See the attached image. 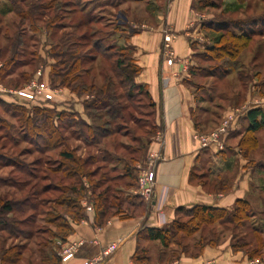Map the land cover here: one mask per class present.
I'll list each match as a JSON object with an SVG mask.
<instances>
[{"label": "rangeland", "instance_id": "rangeland-1", "mask_svg": "<svg viewBox=\"0 0 264 264\" xmlns=\"http://www.w3.org/2000/svg\"><path fill=\"white\" fill-rule=\"evenodd\" d=\"M49 1L50 0H26L19 4L23 9H27V5L30 4V2L34 3L36 6L32 9V13L35 20L33 22L26 20L18 27L19 30L21 29L25 32V42H27L20 57L24 62H28V64L19 66L15 72L9 76V79H17V81H19L20 78H18V73L24 71H28L27 73L33 72L32 75H30L31 79L36 74L37 70L41 69L43 79L51 88L57 90L54 99L47 101L44 105L38 106L31 102H25L17 98L13 93L8 92V90L13 91L24 86L27 82L18 86L4 85L5 83L2 85L0 83L4 89V91L0 90V199L5 197V200L9 199L13 201V204L16 205L14 206V212L8 215L28 220V223H31L28 229H30L32 233V237L28 240L23 237H10L6 243L26 245L27 247L24 250L23 259L31 257L34 259L32 260L34 262L36 261L35 255L37 254L36 242L50 239L54 241L53 235L60 236L61 234L59 228L54 225H60V223H62L61 220L50 222L49 218L55 215V212L63 216H65L66 213L64 206H58L56 204V199L60 196V192L57 190L50 189L48 192L38 194L36 197H33L31 195L32 192L29 190L31 183L34 182H37L39 188L48 183L52 186L57 183H66V180H59L61 177L60 173L53 179L52 177H54V175L49 171L51 167L56 166L59 162L58 152L61 148L64 149V147L67 148V146L69 149L74 148L76 155L85 158L88 157V155H93L94 159L87 165V168L93 171L89 178L91 181L90 183H99L96 193H98L100 189H107V194L109 196L108 200L111 204L116 206L118 202L123 201L124 212H130L131 210V208L127 206L130 194L128 192L129 187L126 186L128 180L125 178H118L120 177L119 175L125 172L126 167H134V174H139L140 170L146 166V159L149 153L155 152L159 156V152L147 150V147L146 149L139 150V147L144 145L149 137L151 140L156 135L158 126L155 124L153 107L149 105V101L145 97L143 91H139L137 88L131 89L132 96L128 100H121V103L126 106L129 105L121 112L122 117L110 118V123L103 126L111 131L117 132L104 138H99V142L93 146H85L83 137L78 134L79 131L77 133L73 132L74 127L68 128V130L61 129L60 133L63 136V144L50 150H43L40 144H36L34 141V143L31 144L26 140V134H24L25 128L22 127V122L19 120V114L22 111L21 108L31 110L32 107L45 106L55 109L56 111L71 112L75 114L76 119L79 117L90 121L84 111L83 104L85 99L91 97V94L84 93L82 95H77L65 87H53L50 85L49 73L54 63V58L51 57L50 44L58 41V38L65 33H70L76 38L82 32L86 31L91 33L94 30L97 31L88 38V44L80 49L96 57L94 62L84 64L83 68L93 67L92 72L88 74V78L90 79L91 76H96V82L99 83V72L102 69H106V62L101 56L105 53V47H111L108 54L116 53L122 55V51L123 53L125 52L123 54L125 59H127L130 54L127 49L129 45L126 43L125 39L127 32L113 31L116 17L128 28L131 24L130 21L136 24L140 22L153 24L156 21L155 18H153L155 17V13L151 14L149 11L145 10L146 3L143 5L133 0H77L78 5L74 8V12L70 14H67V10L63 8L65 7L64 0H56L53 6L48 8L47 4ZM209 2L214 6L200 8V12L202 11L201 14L208 18V20H243L264 13V1L262 0H209ZM250 3L251 9H247L246 5ZM150 4L152 5H150L148 9H152V11H154V9L161 11L163 8V2L158 5L154 3ZM197 4L196 2L195 5L198 6ZM117 10H120L124 15L119 13L120 15L118 16ZM53 14H57L58 18L55 20L54 24L51 25V23H49L48 26L46 23ZM87 14H90L94 20L90 24L87 23L84 18ZM78 21H81L83 25L78 28H73ZM13 22L16 24L18 19L13 12H8V14L3 17L0 25L2 29H7L12 33L15 30ZM251 26L255 28V30L260 29L261 31H256L249 46L242 49L239 56L234 60L227 58H223V60L211 59V56H209L211 54L205 50V47H201L194 58L200 70V74L192 78L193 91L195 92L198 103L202 105L195 116L199 125L195 132L208 133L215 129L223 119L228 118L229 115H232L234 119L232 124L235 131L232 136L228 139L226 138L225 144L227 147L223 154L218 155L217 158L218 160L221 158L225 159L226 162L224 160L222 161L223 173L225 172L226 175H230L228 177H233V175L239 171L240 161L241 163L246 162L254 167L258 161L262 160V158L264 159V128L255 133V137L259 143V147L255 151L245 154L246 152L242 151L239 147V140L243 135L242 133L245 126L244 121L240 120L241 116L239 117V115L250 107H264V20L258 24H252ZM236 29L238 30V25ZM51 32H55L56 35L51 37ZM112 33L115 34L111 35ZM208 35L207 41L205 42L207 43L206 45L213 42L212 39L216 34L212 31H208ZM96 38L103 39L100 49H95L91 46ZM0 42L2 44L5 43L2 34H0ZM1 61L0 59V62ZM115 89L117 93L121 92L119 88ZM70 93L74 94L79 99L78 101L81 103L82 107L81 115L75 111V102L69 99ZM71 98L73 97L71 96ZM104 119L106 118H102L99 124L101 123L104 125ZM203 121L205 122L204 126H202ZM78 128L84 132L87 131L86 127L83 125L78 124ZM76 135L77 138H75ZM246 145H248V143ZM104 155H106L105 159L102 158ZM212 155H215L214 151L210 150L206 152L205 157L199 162L197 168L198 173H209L208 167L216 166L213 160H210L212 161L211 164L207 163L206 158L211 159ZM156 165L157 162H155V172ZM226 165L231 167L230 170H225ZM18 168H22L24 171L20 172ZM262 171L263 176L258 173L257 177H255L257 183L260 182V177L264 179V170ZM29 172L36 176V179L31 177ZM49 174L52 175H50L52 179H44V175ZM210 179L213 180L214 178H209V180ZM211 180L208 185L209 190H218L217 187H215L216 181L213 182ZM82 183L86 187V190L83 192L84 195L81 198V205L84 209L86 205H91L93 208V195L91 193L89 181L87 182V180L83 178ZM135 188L136 186L133 190H135ZM261 194L262 202L260 201ZM249 195L253 200L250 207V212L252 211V213L245 218L243 226H237L235 223L226 221L220 223L215 222L213 225L205 226L204 230L196 232L192 238L199 236L201 233L205 236H209L217 232V236H219L218 242L215 244H207L203 249L206 246L214 247L228 241L232 251L242 252L245 255L247 264H264V245L259 254L253 258H249L246 253V251H251V249L256 246L252 226L259 228V235L264 241V210H261L264 208V190L252 189ZM23 199H28L29 202L31 201V205L30 203L29 205L18 204V202L21 203ZM110 212L114 211L111 210ZM0 235L7 236V233L0 232ZM173 238L174 241L176 239L180 240L182 244L191 243V238L182 239L178 236H174L172 239ZM145 245L150 253L152 252L156 257H161V259L159 258V262L162 264H179V257L167 261L170 255L180 250L179 246L172 243L163 252V247L158 248L152 244ZM160 249H163L162 252ZM160 253L163 254L159 256Z\"/></svg>", "mask_w": 264, "mask_h": 264}, {"label": "trees", "instance_id": "trees-1", "mask_svg": "<svg viewBox=\"0 0 264 264\" xmlns=\"http://www.w3.org/2000/svg\"><path fill=\"white\" fill-rule=\"evenodd\" d=\"M23 1L26 0H0V24L2 23L3 17L8 14V12H13L18 19L16 24L13 22L15 30L12 33H10L7 29H2V26L0 25V34H2V38L5 40V43L3 44L0 42V59L2 60L0 62V83L2 85L5 83L4 85L18 86L22 83H26L29 81L31 77L30 75L33 73H27L28 71L18 73V78H20L19 81H17V79H9V76H11V74H13L19 66L28 64V62H24V60L20 57L27 42H25V32L21 29L19 30L18 27L26 20H30V22L35 20L32 9H34L36 5L30 2V4L27 5V9H23L19 5ZM55 1L56 0H50L47 7H52ZM63 2L65 6L63 8L67 10V14L74 12V8L78 5L77 0H64ZM197 3L198 6L195 5L196 2L194 3L196 8L214 6L209 2V0H198ZM246 8L251 9V3L247 4ZM263 16L264 13H261L259 16L243 20H205L202 24L203 28L207 32H214L216 35H214L212 43L208 45H206L207 43H204L203 47H205V50L211 54L209 55L211 56V59L223 60V58H227L234 60L239 56L242 49L249 46L256 31H261L260 29V31L255 30V28H252L251 25L263 22ZM57 18V14H53L48 19L46 24L48 26L49 23H51V25L54 24ZM84 18L89 24L94 21L90 14L85 15ZM121 22L122 21L116 17V21H114L113 25V31L127 32L128 35V27L123 25ZM82 25L83 23L78 21L73 28H78ZM237 25L238 30L236 29ZM95 32L97 31L94 30L91 33L85 31L80 33L76 38L70 33H65L58 38V41L50 44L51 57L54 58V63L51 66L49 73L50 85L53 87H65L77 95H82L84 93L91 94V97L85 99L83 104L84 111L90 121L79 117L76 119L74 113L56 111L55 109L45 106L32 107L31 110L21 108L22 111L19 114V120L22 122V127L25 128V138L31 144L36 142V144L38 143L41 145L43 150H50L55 147H59L63 144V136L60 133V130H68V128L74 127L73 132L77 133L79 131L78 134L83 137L85 146H93L98 143V140L101 138L117 132L111 131L103 126L110 123V118L114 119L122 117L121 112H123L124 108L129 105L126 106L121 103V100H128L132 96L131 89L133 88L143 91L145 97L149 101V105L154 107V103L150 100L146 87L142 84H137L134 80L135 75L139 71V67L134 62L132 56L133 48L127 43V35L125 39L126 43L129 45L127 49L130 52L128 58H124L123 54L125 52L123 53V51L122 55L116 53L108 54L111 47L107 46L105 47V53L101 55L106 62V69H102L99 72L100 82H96V76H91L90 79L88 78V74L92 72L93 67L85 69L83 66L86 63L94 62L96 57L91 53H87L85 50H81L80 48L88 44V38ZM50 34L51 37L56 35L55 32H51ZM114 34L115 33H112L111 35ZM208 36L209 35L207 34V37ZM102 42L103 39L96 38L91 46L95 49H100ZM199 71L198 67H196L193 74L198 75L200 74ZM115 88H119L121 92L117 93ZM102 118H106L104 119V125L101 123L99 124ZM240 120L244 121L245 126L242 133L243 135L239 140V147L242 151L246 152L245 154H249L251 151H255L259 147L255 133L264 128V107L255 106L246 109L240 117ZM196 121L197 119L195 118V123L198 124ZM78 124L85 126L87 131L84 132L83 130H80L78 128ZM234 131L235 128L230 130L227 139L232 136ZM75 138H77V135ZM149 142L150 137L144 145L139 147V150L146 149ZM247 143L248 145H246ZM226 147L227 145L225 144L221 151L214 153L222 155ZM201 149L204 151H210L208 148ZM58 156L59 162L56 166L51 167L49 171H51L52 175H54V177H52L53 179H55L56 175L60 173L61 177L59 180H66V183H57L54 186L48 183L39 188L37 182H34L31 183L29 190L32 192L31 195L33 197H36L38 194L48 192L50 189L57 190L60 192V196L56 199V204L58 206H64L66 213V215L63 216L54 211L55 215L49 218L50 222H53L54 220H61L62 223H60V225L52 223L59 228V231H61L60 236L54 234V241L53 239H50L47 241L39 240L36 242V252H38L39 259L43 264H58L60 256L57 255V252L60 250V246L65 240L66 235L72 230L70 223L72 221H79L86 217L85 209L81 205V198L84 195L83 192L86 190V187L82 183L83 178H85L87 182L89 181V186H91L95 222H101L105 217H107V215L116 214L120 216H127L130 213L123 211V201L118 202L116 206L109 202L107 189H100L98 193H96L99 183H90L91 181L89 178L93 171L87 168L89 162L94 159L93 155H88L86 158L81 157L75 154L74 148L69 149L67 146V148L64 147V149H60ZM102 158L105 159L106 155L102 156ZM18 170H20V172L24 171L22 168H18ZM134 171V167H126L125 172L119 175L120 177L118 178L127 177L128 182L126 183V186L135 187L137 173L134 174ZM50 175L51 174L44 175V179H52ZM30 176L36 179V176L32 173H30ZM227 177L228 176L224 177V182L221 179L220 182L217 183L216 187L218 190L227 189L229 184V182H227ZM4 198L0 199V232L7 233V236L0 235L1 264H39L37 261H32L34 259L31 257L23 259L24 250L27 247L26 245L6 243L10 237H23L28 240L32 237V233L30 229H28L31 225V223H28V220L8 215L9 213L14 212V206L16 205L13 204L12 200H5ZM132 198L133 200L138 199L139 201L144 202L137 195L130 194L128 199L129 201L127 203L129 208L133 202ZM30 202L28 199H23V201H21V203L18 202V204L29 205ZM128 207L125 208L129 209ZM250 207L251 203L244 199H238L231 209L215 208L205 204H196L192 207L180 206L176 208L175 217L169 225H165L163 227H145L142 229L143 236L148 241L157 240L164 249L168 248L172 243L179 246V253L174 252L170 255L167 261L173 258H178L181 253L196 257L201 253L205 245L217 243L219 237L217 236V232H215L213 235L209 236H205L201 233L199 236L192 238L196 232L204 230L207 225H213L215 222L220 223L222 221L235 223L237 226H243L245 218L252 213V211L250 212ZM111 210L114 212H110ZM252 230L256 246L252 248L251 251H246L249 258L257 256L264 245V241L259 235V228L252 226ZM174 236L181 237L182 239L191 238V243L182 244L181 241L177 239V241H174V238L172 239ZM146 249L147 246L137 248L133 254V261L139 263L148 261L147 258H144Z\"/></svg>", "mask_w": 264, "mask_h": 264}, {"label": "crops", "instance_id": "crops-1", "mask_svg": "<svg viewBox=\"0 0 264 264\" xmlns=\"http://www.w3.org/2000/svg\"><path fill=\"white\" fill-rule=\"evenodd\" d=\"M133 1L143 5L146 3L145 10L155 13L153 18L156 20L153 24H136L130 21L127 35V43L133 48L134 62L139 67L134 80L146 87L150 100L154 103L153 116L158 126L156 135L147 146V150L159 152L156 161L155 199L147 204L132 198L129 215H107L101 222H95L93 208L85 209L84 219L70 223L72 230L57 252L60 256L58 264H82L92 257L101 258L100 264H133V254L137 248L146 247L145 244L162 247L157 240H146L142 229L169 225L175 217L176 208L205 204L231 209L238 199L248 200L252 204L253 200L249 195L252 189L264 190L263 177H260L259 183L255 179L258 173L263 176V158L254 167L240 161L239 171L233 177H227L229 184L226 190L211 191L208 188L209 178H214L211 181H216V187L221 179L224 182V177L230 176L223 173L222 161L225 159L218 160L219 154L212 155L211 159L206 158L207 163L211 164L210 160H213L216 165L208 167L209 173H198L199 162L207 151L199 147L194 137L199 127L195 123V116L202 105L198 103L193 91L192 78L197 74V71L193 74L197 67L195 54L204 46L208 34L202 25L208 18L194 5L198 0ZM161 2V11L148 9L152 5L150 3L158 5ZM116 12L118 16L119 13L122 14L120 10ZM166 33L173 36L169 44L173 52L170 64L166 62L168 49L163 39ZM69 96L75 102V111L81 115L79 99L72 93ZM204 125L203 121L202 126ZM230 168L226 165L225 170ZM125 179L128 180L127 177ZM133 189L134 187H129V194L135 195ZM260 201H263L262 194ZM78 242L81 243L77 244L73 256L62 261L61 250ZM113 242L117 243V249L108 256H102V249ZM160 250L162 252L163 249ZM161 254L163 253L159 256ZM35 257L37 263L43 264L38 252ZM144 258L148 261L134 264H162L159 262L161 257L150 253L148 248ZM178 261L179 264H247L245 255L232 251L228 241L214 247L206 246L197 257L181 253Z\"/></svg>", "mask_w": 264, "mask_h": 264}, {"label": "built area", "instance_id": "built-area-1", "mask_svg": "<svg viewBox=\"0 0 264 264\" xmlns=\"http://www.w3.org/2000/svg\"><path fill=\"white\" fill-rule=\"evenodd\" d=\"M173 36L171 33H166L163 37L165 45L167 46V59L168 64L171 63L173 59V52L169 48V44ZM0 90L4 91L2 85H0ZM8 92L13 93L17 98L24 100L25 102H31L38 106L44 105L47 101H51L57 93L56 89H53L49 84L43 79L42 70L38 69L36 74L22 87L15 90H8ZM233 117L229 115L228 118L223 119L215 129L208 133L195 132L194 137L198 141L200 148H208L214 152L221 151L225 146V140L229 135L231 129H233ZM159 156L155 152L148 154L146 159V166L140 170L137 174L136 188L134 194L137 195L144 202L151 204L155 199V183H156V172H155V162L158 160ZM91 205H86V210H91ZM78 243H72L61 250V259L65 261L71 258L76 250ZM117 249V243H109L102 249L101 255L108 256ZM101 258L92 257L86 259L82 264H100Z\"/></svg>", "mask_w": 264, "mask_h": 264}]
</instances>
